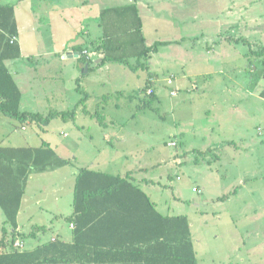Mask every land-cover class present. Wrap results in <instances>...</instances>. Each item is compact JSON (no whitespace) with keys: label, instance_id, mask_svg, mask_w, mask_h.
<instances>
[{"label":"rangeland","instance_id":"rangeland-1","mask_svg":"<svg viewBox=\"0 0 264 264\" xmlns=\"http://www.w3.org/2000/svg\"><path fill=\"white\" fill-rule=\"evenodd\" d=\"M82 1L67 0L72 4V11L68 9L65 16L77 21L78 16L85 12ZM135 1L90 0L89 9L86 10L89 17L94 19L104 8ZM144 1L141 3L145 11ZM153 1L156 10L163 9L168 3V0ZM59 2L45 1L51 7ZM183 3L189 6L202 3L204 12L218 14L219 5L213 0H183ZM41 7L43 5H37V9ZM253 13L264 16V0L252 5L249 14ZM234 15L237 16V13ZM56 16L59 20L58 30H64L63 39L87 30V27H81L76 32L75 27L68 30L65 26H73L71 20L63 22L60 14ZM218 16L225 18V14ZM187 22H182L184 25L180 36L184 40L180 45L173 43L167 45L168 48L162 46L158 53L153 54L150 61L154 82L150 88H154L156 93L153 98L147 91H141L149 73L132 71L119 63H110V69L97 68L90 72L85 68L84 73L83 68L61 66L62 61L48 53V56L39 59L21 61L20 70L17 61L9 60L7 64L14 76L20 72L17 76L29 80L28 86L21 82L24 90L23 110L39 111L44 115L50 110H76L81 112L80 117L106 118L105 124L110 128H120L118 123L112 124L113 119L122 121L123 131L129 134L127 144L131 145L133 153L130 159L135 163L144 158L155 165L142 172V176L148 179L149 186L159 185V182L163 184L156 196L159 203L189 215L193 228L201 233L203 248L200 251L205 249L208 254L203 264H264V99L260 97L264 76L257 75H261L262 70L264 73V56L250 54L248 44L242 39L247 38L253 49L258 50L264 47V34L251 28L255 27L253 21H249L250 25L243 21L223 28L222 33L213 23L212 27L205 29L198 22L193 26ZM82 24L85 22L82 21ZM203 32L207 38L215 36L226 41V48H220L219 53L226 57L225 63L229 67L231 55L236 57V70L228 69L223 77L216 80L215 74H203V70L198 69L196 60L188 57V50L200 51L201 46L196 41L204 36ZM193 35L198 37L193 40ZM92 41L85 46L90 47ZM213 46L214 41L211 48ZM96 53L101 55L99 51ZM79 72L81 78L78 80ZM231 78L234 85L231 91H227L223 82L228 83ZM251 88L254 93H249ZM172 90H176L177 94L171 95ZM144 101L148 104L145 107ZM68 120L56 118L48 126L30 121L22 124L4 116L0 110V145L40 146L44 141L51 142L62 157L73 161L74 166H68L70 173L77 166L72 154L68 153L67 144L78 130L77 124L72 119ZM94 125L99 126L92 122L87 128ZM110 130H100L103 131L102 134L98 133L101 142L104 143V134H109ZM85 140L86 137L80 142ZM170 141H176L177 145H169ZM64 146L67 149L63 150ZM107 154L113 155L119 162V165L112 164L107 171L125 176L122 173L125 157L123 145L108 148ZM178 157L182 158L180 164L174 161ZM79 158L80 162L86 157ZM160 160L163 161L161 167ZM78 165L82 166L80 163ZM64 181L59 172H53L33 181L28 191L38 193L37 186H41L45 192L54 183ZM71 181L68 175L67 186L60 190L61 208L70 203L71 193L68 189ZM44 199L45 208L55 206L48 196ZM5 219L0 207V231L6 224Z\"/></svg>","mask_w":264,"mask_h":264},{"label":"crops","instance_id":"crops-1","mask_svg":"<svg viewBox=\"0 0 264 264\" xmlns=\"http://www.w3.org/2000/svg\"><path fill=\"white\" fill-rule=\"evenodd\" d=\"M0 1L3 4L14 5L15 20L19 32L17 40L21 46L22 57L10 61L19 62V70L21 69V61H32L34 58L39 59L48 53L53 55V57L57 56L63 62H61V66H71L80 70L83 68L84 73L86 64L89 65V68L86 70L87 72H90V68H92V70L97 68L98 70L111 68L109 67L111 66L110 63L97 66L101 61L102 54L98 55L96 52L90 51L88 55H84L82 52L76 50L77 46H82L91 40L99 39L103 34L99 20L100 13L97 18L92 19V17H89L86 10L89 9L88 5L90 0L82 1L84 7L83 11L85 10V12L82 16H78L77 21H75L74 18L65 16L68 9L72 11V4L67 2V0H60L59 3L61 4L59 5V3H56L53 7L45 3V1L47 2L48 0ZM213 1H216L217 5H219L217 13L225 14V18L221 19L218 14L211 15L204 12L202 10V3L199 5L196 4V6H194L195 4L189 6L185 5L186 3H183V0H168L166 7L156 10L153 5V0H151V3L150 0H145L144 4L147 10L144 11L142 9V6H144L142 0H136L141 12L143 32L148 44H152L157 40H162L170 41L167 44L168 46H171L173 43L180 45V42L184 40V37L180 36L182 25H184L182 22L187 21H190L187 22L190 26L198 22L202 24V28L205 29L212 27L211 23L216 24L217 28L220 29V33H222L221 29L223 28L227 29L228 27H233L235 24L238 25L243 21L250 25L251 23H249V21H253L255 27L251 28H255V30L264 34L263 14L260 16L254 15V13L252 15L249 14L252 5L260 0ZM39 4L43 5V7L37 9V5ZM73 9H75V7ZM234 13H237V16H235ZM59 14L62 16L63 22L71 20L73 26H65L68 30L74 27L75 32L80 30L81 27H87V30H84L82 34L79 32L77 36L73 33L72 37L69 39V35H67L65 39H63L64 30H58L60 27L58 26L59 20L56 15ZM82 21H84L85 24H82ZM77 22L79 23L78 26H76ZM206 34L209 36L208 33ZM203 35L204 36H201V38L196 41V43H199L201 46L200 51L194 52L193 50H188V57L196 60L198 69L200 71L203 70V74L206 72L209 75L215 74L217 77L216 80L223 77L226 70H236L238 68L235 65L236 57L231 55V58L228 60L231 66L229 67L225 63L226 57L219 53L220 48H226L224 45L226 41L220 40L215 36H213L212 39L209 37L207 38L205 32H203ZM191 37L194 40L198 35H193ZM245 39L248 40L247 38ZM212 41L215 43L213 48H211ZM167 45H164V47L168 48ZM67 52H71L73 56H67ZM214 54H217V58H215ZM80 73L81 72L77 75L78 80L81 78ZM19 74L21 73H15L14 77H17L15 80L23 93L24 90L21 82L28 86L29 80L25 77L21 79V75L17 76ZM231 80L233 79L231 78L228 83L223 82L227 91H231V87L234 85V81L232 84ZM251 89L249 93H254L253 89ZM261 99L263 100L262 97ZM78 110L79 109H77V111ZM80 116L81 112L79 111L75 119H72V121L77 124L78 131L74 135L72 134L67 144L69 149L68 153L72 154L75 165L77 166L75 171L69 173L70 169L68 166H74L73 161L71 164L50 168L42 172L35 169L29 171L28 185L17 218L18 228L16 238L20 239L17 241H21V247H18L20 253L14 263L11 262L8 264H191L192 247L190 248L186 241V236H184L182 232L183 228L180 232V230L171 228L169 223L165 225L163 221L152 217L153 215L146 216V213H129L125 211L105 212L98 214V216L94 215V217H92L95 219L93 222H84L83 220L88 218L84 216L82 218L83 224L78 223L77 215L74 213L73 203L77 175L81 169H91L115 174L107 170H109L114 163L119 165V162L113 158V155L107 153L108 148L114 149L116 144L117 146L123 145L125 154L123 158L124 164H122L124 170H122V173L129 175L137 185L148 193L152 201L156 204L158 211L165 216L185 215L184 213L166 208L159 203V198L157 199L156 196L162 188L160 186L163 184L159 182V185L153 184L149 186L148 179L142 176V172L148 169V167L155 165L151 160L144 158L140 159V161L136 160L135 163L133 159H130L133 153L130 148L131 145L127 144L129 134L123 131L124 126H122V121L113 119L112 124L118 123L120 128H110L108 124H105L106 118L101 119L99 117L100 119H98L94 116ZM67 122H69V120H67ZM88 122L90 123L87 124ZM92 122L99 126L94 125L93 128H87ZM25 128L26 126L24 129ZM92 129H94V131H92ZM104 129H111L113 133L110 130L109 134H104L103 143L99 140L100 137L98 133L100 132L99 134H102L103 131L100 130ZM87 130H89L88 133H86ZM84 137H86V142L81 143L80 141ZM100 142L101 145L99 144ZM115 142L116 144H114ZM65 149L67 148L64 146L63 150ZM56 151L62 156L58 150ZM79 157L86 158L79 162ZM174 161L180 164L182 158L178 157L174 159ZM162 162L163 161L160 160V167L162 166ZM79 163L82 166H79ZM53 172H59L65 178V181L60 184L54 183L45 192L41 189V186H37V188H39L38 193H31L28 191L33 181L40 179L41 176L46 177ZM68 175H70L72 179L68 189L71 193L69 198L70 203L67 207L61 208L59 206L61 200L60 190L63 189L65 185L67 186ZM43 196L45 198L48 196L50 200H53L55 206L52 208H45V206H43L45 201ZM187 217L191 227V240L197 253L198 264H203L206 257L205 255L208 256V254L205 253V249L200 251L203 248L201 245V233L197 232L198 229L195 230V228H193L189 215H187ZM19 233H21V237ZM2 237H4L3 229L0 231V240ZM1 250L11 251L13 249L11 247L2 246Z\"/></svg>","mask_w":264,"mask_h":264},{"label":"trees","instance_id":"trees-1","mask_svg":"<svg viewBox=\"0 0 264 264\" xmlns=\"http://www.w3.org/2000/svg\"><path fill=\"white\" fill-rule=\"evenodd\" d=\"M100 25L102 36L99 41H92L88 45L77 46L76 50L88 55L92 50L102 54L100 63H119L129 67L132 71H146L149 77L144 88L153 87L150 61L154 53H158L161 47L170 41L157 40L148 44L143 32V21L137 2L130 4L107 7L100 12ZM18 27L15 20V10L12 4H3L0 1V110L4 116L20 121L37 122L42 126H48L53 119H75L76 110L58 111L50 110L44 115L39 111H27L21 108L23 93L9 68L7 61L22 57L21 46L18 37ZM249 46V53L256 56H264V47L253 49L249 41L243 38ZM88 46V49H87ZM93 46V47H92ZM86 49V50H85ZM251 63V62H250ZM264 64V58H263ZM253 65V62L251 64ZM92 68L89 69L91 71ZM257 74L259 77L264 76ZM154 90V88H153ZM156 96L155 90L150 95ZM264 99V87L260 91ZM145 105H148L144 101ZM70 159L60 156L50 142L44 141L40 146H4L0 145V207L5 215L3 228L4 237L0 240V264H8L15 261L20 246H15L18 228V214L23 196L25 194L29 171H45L71 164ZM74 213L78 223L87 216L84 222H93L92 218L105 212H139L146 216L169 223L171 228L182 230L191 250V264H198L197 253L191 240V227L187 215L165 216L158 211L152 201L139 185L129 175L112 174L91 169H81L77 175L74 188ZM162 219V220H161ZM21 237V233H19ZM2 246L11 247V251H2ZM16 247V248H15ZM7 249V248H6ZM5 250V249H4Z\"/></svg>","mask_w":264,"mask_h":264},{"label":"built area","instance_id":"built-area-1","mask_svg":"<svg viewBox=\"0 0 264 264\" xmlns=\"http://www.w3.org/2000/svg\"><path fill=\"white\" fill-rule=\"evenodd\" d=\"M153 92H154L153 88H149L147 90V94H149V95H151ZM170 94L171 95H176L177 94V91L176 90H172ZM168 144L171 145V146H176L177 145V142L176 141H170ZM15 246H20L21 247V241H16L15 242Z\"/></svg>","mask_w":264,"mask_h":264},{"label":"water","instance_id":"water-1","mask_svg":"<svg viewBox=\"0 0 264 264\" xmlns=\"http://www.w3.org/2000/svg\"><path fill=\"white\" fill-rule=\"evenodd\" d=\"M66 54H67V56H70V57L73 56L71 52H67ZM88 68H89V65L86 64V69H88Z\"/></svg>","mask_w":264,"mask_h":264}]
</instances>
